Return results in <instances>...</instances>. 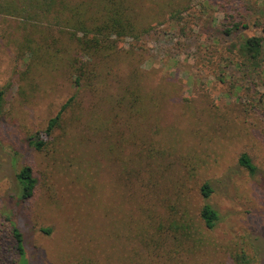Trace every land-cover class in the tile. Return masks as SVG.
I'll return each instance as SVG.
<instances>
[{"label":"rangeland","instance_id":"1","mask_svg":"<svg viewBox=\"0 0 264 264\" xmlns=\"http://www.w3.org/2000/svg\"><path fill=\"white\" fill-rule=\"evenodd\" d=\"M3 2L0 264L12 246L7 216L23 232L20 264H232L242 240L264 264V42L257 69L240 53L245 38H264V0H127L146 31L86 64L95 75L79 87L68 39L1 13ZM74 95L35 150L29 139ZM23 166L39 179L26 203ZM205 201L219 215L212 230L200 220ZM173 221L193 235L181 250L167 237L181 233Z\"/></svg>","mask_w":264,"mask_h":264},{"label":"trees","instance_id":"2","mask_svg":"<svg viewBox=\"0 0 264 264\" xmlns=\"http://www.w3.org/2000/svg\"><path fill=\"white\" fill-rule=\"evenodd\" d=\"M5 0L1 13L17 17L25 26L45 27L57 29L76 48V55L86 57L88 60L79 62L78 57L69 61V68L75 73V83L79 87L82 77L95 75L94 68L86 69L91 61L110 58L111 52L116 48V41L122 38H139L141 30L135 22L131 9L127 6V0ZM239 29L238 24L226 28L225 33ZM264 38L251 36L245 38L240 46L242 58L251 69L261 66ZM249 68V69H250ZM76 96H71L59 109L57 114L49 119L43 131L35 133L30 139V145L37 151H42L60 125L63 113L75 101ZM4 92L0 91V114L4 104ZM240 167L255 175L257 165L247 153L240 155L238 159ZM16 180L19 186V200L26 203L35 196L39 179L34 176L29 166H23L16 171ZM200 192L204 200L213 193L210 182L202 183ZM200 220L208 230L215 228L219 221L216 209L205 201L200 210ZM12 246L5 250L8 256V264H20L24 255L23 232L13 217H6ZM171 230H180L167 236L177 250H181L179 244L188 243L193 238L189 225L186 223L171 222ZM49 233V229H41ZM178 235V236H177ZM238 244V243H237ZM237 251L229 253L228 259L232 264H257V251L253 243L241 241ZM26 248V247H25ZM195 248V246H193ZM175 251V249H174Z\"/></svg>","mask_w":264,"mask_h":264}]
</instances>
